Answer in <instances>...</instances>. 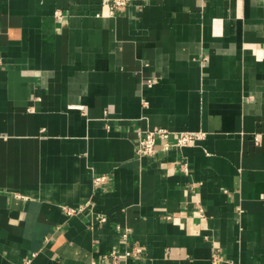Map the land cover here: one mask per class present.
Listing matches in <instances>:
<instances>
[{
	"label": "crops",
	"instance_id": "crops-1",
	"mask_svg": "<svg viewBox=\"0 0 264 264\" xmlns=\"http://www.w3.org/2000/svg\"><path fill=\"white\" fill-rule=\"evenodd\" d=\"M106 11L0 0V264H264V0Z\"/></svg>",
	"mask_w": 264,
	"mask_h": 264
},
{
	"label": "built area",
	"instance_id": "built-area-1",
	"mask_svg": "<svg viewBox=\"0 0 264 264\" xmlns=\"http://www.w3.org/2000/svg\"><path fill=\"white\" fill-rule=\"evenodd\" d=\"M102 4L107 7V14L108 16H113L116 10L125 7L131 0H101ZM157 83L156 79L149 78L147 79L143 85L146 88H151L153 85ZM146 102L142 101V106L146 107ZM201 135L199 134H182L179 136L176 143L172 144L175 148H183L189 144H192L198 140L201 139ZM168 138V132L161 129H153V130H145L143 131L137 140V147H136V155L138 157H146V156H152L155 153V144L157 139L167 140ZM169 145L168 142L165 144V148H167ZM105 178H97L95 179L94 183L99 184L101 182H104ZM75 213L74 210H68L67 214L72 215ZM199 218L201 220H204L203 213H199ZM141 250L139 248H134L133 251L126 252L125 256H135L140 254ZM110 257L113 258V264H118V257L115 254H111ZM216 260L213 261V264H216Z\"/></svg>",
	"mask_w": 264,
	"mask_h": 264
}]
</instances>
